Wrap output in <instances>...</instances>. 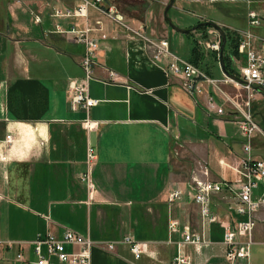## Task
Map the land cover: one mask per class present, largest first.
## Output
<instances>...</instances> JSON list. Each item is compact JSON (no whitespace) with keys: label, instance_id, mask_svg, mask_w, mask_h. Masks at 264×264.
Segmentation results:
<instances>
[{"label":"crops","instance_id":"crops-1","mask_svg":"<svg viewBox=\"0 0 264 264\" xmlns=\"http://www.w3.org/2000/svg\"><path fill=\"white\" fill-rule=\"evenodd\" d=\"M79 2L0 0V264H35L32 242L45 233L60 238L64 230L90 240L89 264H171L185 227L209 241L200 248L180 245L187 264H230L221 226L234 229L243 219L235 212L234 196L221 192L210 197V211L220 225L206 229L192 198L196 182L237 180L230 166H237L243 157L244 138L236 126L238 113L227 99L243 109L249 104L259 130L251 138L250 153L264 162V93L247 101L242 88L225 79L219 56L209 51L203 66L218 83L216 87L205 84L199 95L190 98L180 89L178 78L164 74L167 60L155 61L153 48L103 20L106 39L98 40L92 78L86 84L87 96L98 103L87 111H73L67 84L83 78V46L53 30L56 25L80 28L83 20L49 14ZM168 2L103 0L104 5L117 8L128 26L142 27L146 40L166 41L174 55L166 39L173 30L163 20ZM183 3L186 8L197 4L177 0L175 11L192 13L180 8ZM219 6L225 17L233 14L228 10L233 6ZM249 8L262 18L261 27L252 32L264 36L261 10L252 3ZM88 16L90 24L98 19L92 11ZM203 18L211 22L209 16L199 17L196 24L204 23ZM215 24L231 42L248 30L247 24L241 29L224 21ZM209 29L191 32L199 38L197 32ZM91 35L98 37L96 32ZM227 62L235 76L244 57L228 54ZM112 78L114 82L109 81ZM217 108L223 113L217 114ZM85 121L94 126L86 130ZM6 136H10L9 145L4 144ZM88 149L94 156L89 168ZM87 168L91 196L79 180ZM175 190L181 197L168 207L167 196ZM262 191L259 185L253 196ZM169 220L177 222L176 232L169 233ZM254 220L249 256L236 264H264V208ZM125 236L146 245L137 260L121 243ZM109 243H115L111 251L106 249ZM45 258L57 264L54 256Z\"/></svg>","mask_w":264,"mask_h":264},{"label":"built area","instance_id":"built-area-1","mask_svg":"<svg viewBox=\"0 0 264 264\" xmlns=\"http://www.w3.org/2000/svg\"><path fill=\"white\" fill-rule=\"evenodd\" d=\"M186 2H194L197 4H230L236 0H183ZM250 2H247L248 10L246 13V21L248 30L243 32L236 40L235 52L238 56L244 57V62L239 66L238 73L235 77L239 81L225 77V79L240 88L246 93L247 101L251 100L255 94L264 93V36L254 34L252 30L259 29L262 25L261 16L254 10L250 9ZM92 11L97 15L98 19L90 24L88 12ZM49 16L57 19H81L83 20L80 28L71 26L68 29H63L60 26H55L53 32L61 36H68L71 40L83 46V55L80 60V67L83 71L81 81L71 80L67 84L69 92L70 109L75 111L81 108L84 111L97 105L98 101L90 99L87 96V82L92 78L91 68L95 62V52L98 47V40H105L106 35L103 33V20L114 24L123 29L130 36V39L136 38L150 46L154 50L153 59L155 61L165 59L164 74L178 78L180 89L190 98L199 95L205 84L216 87L218 81L206 75L201 68L192 63L181 60L170 53L168 43L164 40L151 42L146 40L141 34L142 27L133 29L128 26L117 8L114 5H104L103 0H80L79 4L71 9H53ZM38 21V18H35ZM202 22H207L205 18ZM95 27H93V26ZM96 32L98 37H93L91 34ZM209 39L204 41L195 40L197 45L202 46L205 50L215 52L219 56L221 49L220 33L210 28L207 33ZM206 35V36H207ZM114 74L109 73L111 78ZM114 82V79H110ZM231 108L238 113L236 126L239 133L244 138L242 145L243 157L240 158L237 166H230V169L237 175L236 182L216 183V182H196L193 195V202L199 209L201 226L206 229L210 225L219 224L218 217L211 213L209 208L210 197L221 192H229L236 200L235 212L243 219L239 221L234 229L229 226H224L223 244L226 247L225 259L230 264H236L239 260L248 258L249 246L252 242V235L255 228L254 215L264 208V162L255 160L251 156V138L258 130L257 125L253 122L249 104L246 103L244 109L234 101L227 99ZM210 108L213 105L211 98L208 101ZM217 114H222L223 109L217 108ZM83 126L86 130L91 129L94 125L85 121ZM11 142L10 136L4 138V144L9 145ZM92 150L88 149L86 153V164L93 161ZM1 160H4L2 157ZM223 163V162H222ZM80 176L79 180L84 184L87 193L91 196L93 185L90 180L89 169ZM259 185H263V191L260 196H253L254 190ZM181 197V192L178 190L169 192L167 196L168 207ZM177 222L169 220V233L176 232ZM245 238V241H241ZM209 241L203 234L191 233L187 227L181 232V243H176V252L171 260V264H187V258L179 252L181 244L191 245L195 248L207 244ZM121 243L127 246L129 252L135 260L146 252V245L140 242H135L132 238L125 236L121 239ZM12 243H7L10 246ZM18 244V243H16ZM20 245V244H18ZM115 243H109L106 246L108 251L113 250ZM65 246L71 247V251H65ZM33 252L37 258L35 264H49L46 256H54L57 264H89L90 251L92 243L86 237L75 234L69 230H64L61 237L57 238L50 233H45L43 236H38L32 242ZM44 251V254L42 253ZM20 259V255L16 256Z\"/></svg>","mask_w":264,"mask_h":264},{"label":"rangeland","instance_id":"rangeland-1","mask_svg":"<svg viewBox=\"0 0 264 264\" xmlns=\"http://www.w3.org/2000/svg\"><path fill=\"white\" fill-rule=\"evenodd\" d=\"M204 2V0H203ZM247 2L252 3L253 8L259 7L262 13V17H264V0H236L235 3H230V4H222L223 7L228 8L229 6L232 8H228V10H232L233 14H231L228 17H225L224 12L218 10L219 5H212V4H194L188 8H186V3L181 4L180 8L182 9H189L190 12L192 13H186L185 11H175V6L177 5V0H175L173 6L167 10L166 12V18L170 20V23L173 27H184V26H191L194 27L196 24L197 19L199 17H208L210 18L212 23H215V21H224L226 24L229 23L228 25H231L232 27H235V29H241L246 26L245 22V14L248 9ZM164 11V9H163ZM213 15V16H212ZM167 25V24H166ZM218 25V24H217ZM248 27V26H247ZM246 27V28H247ZM167 28L168 30H173L171 29L168 25ZM179 29V28H177ZM199 38H197V35L195 33L189 34V35H179L173 30V33L169 35L166 39L169 42L170 45V50H172L174 55H176L179 59H187V55L190 54L191 49L193 48V45H195V39H199L201 42L204 41V39H209L208 35L206 36L207 38H204L206 35L205 33H200ZM194 49V54H197L196 57L193 58V61L197 64L203 67V59L204 56L207 53H211L208 50H205L202 46L197 45ZM191 60V59H190ZM215 60V57H214ZM205 67V66H204ZM204 73V69H201Z\"/></svg>","mask_w":264,"mask_h":264},{"label":"water","instance_id":"water-1","mask_svg":"<svg viewBox=\"0 0 264 264\" xmlns=\"http://www.w3.org/2000/svg\"><path fill=\"white\" fill-rule=\"evenodd\" d=\"M174 2V0H169L168 4L165 6L164 11H163V20L164 22H166V24L173 29L176 33L182 34V35H186L191 31H194L196 29L199 28H213L215 30H217L220 33L221 36V49L219 52V65L220 68L222 70V73L225 77L233 79L235 81H239L235 76H233L232 74L228 73L225 68H224V62H223V50H224V46L226 44V36L225 33L223 32V30L221 29V27H219V25L212 23V22H204V23H200L195 25L194 27L188 29V30H182V29H177L175 27H173L170 23V20L168 18H166V12L167 10L171 7V4Z\"/></svg>","mask_w":264,"mask_h":264},{"label":"trees","instance_id":"trees-1","mask_svg":"<svg viewBox=\"0 0 264 264\" xmlns=\"http://www.w3.org/2000/svg\"><path fill=\"white\" fill-rule=\"evenodd\" d=\"M197 24H199V23H197ZM197 24H196V25H197ZM199 29L205 31L207 28L203 27V28H199ZM204 38H206V35L204 36ZM230 44H231L232 47L230 46ZM228 46L231 47V52H230V50H229V53H228ZM195 47H197L196 44L193 45V48L191 49V52H190V54H189V58L187 59V61L190 62V63H192L193 65H195V66L201 68V69L203 68L204 71H205V74L208 75V76L211 78L210 74L208 73V70H207L204 66L202 67V66L200 65L202 62H200V64H197V63H195V62L193 61V58L196 57V55H197V54H194V49H195ZM235 48H236V41H235V40H232V42H231V41L228 39V37L226 36V44H225V46H224V50H223V62H224V68H225V70H226L228 73H230V74H234V72H233V70L230 69V67H229V65H228V62H227V59H228V54H231V55L236 54V52H235ZM212 53H214V52H212ZM214 54H216V53H214ZM215 57H216V56H215ZM190 59H191V60H190Z\"/></svg>","mask_w":264,"mask_h":264}]
</instances>
